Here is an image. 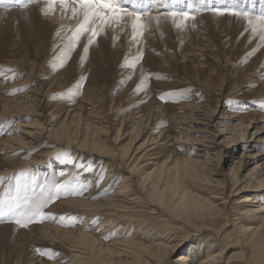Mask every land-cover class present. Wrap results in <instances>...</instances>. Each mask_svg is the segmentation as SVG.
Instances as JSON below:
<instances>
[{"label":"rangeland","instance_id":"1","mask_svg":"<svg viewBox=\"0 0 264 264\" xmlns=\"http://www.w3.org/2000/svg\"><path fill=\"white\" fill-rule=\"evenodd\" d=\"M35 4L0 5V85L8 88L4 97L0 95V113L5 115L3 99L13 100L10 105L22 99L17 116L0 119V137L13 124H24L16 131L31 126L42 129L47 139L31 152L22 150L9 156L12 160H0V171L9 172L0 177V196L15 195L18 180L28 196L40 197L42 190L45 196L55 193L57 184L68 185L69 190H61L45 206L48 215L38 217L27 228L17 226L10 219L0 221V264H51L62 254L65 263L75 254L70 243L54 230L79 229L83 220L65 219L72 216L58 214L51 207L56 200L73 197L78 182L86 185L81 190L85 192L96 178L99 191L108 172L103 170V158L87 159L77 149L87 142L90 146L106 143L122 150L132 139V150L141 147L150 155L144 158L140 170L150 167L149 162L154 160L163 162L168 149H173L177 158L193 159L199 151L206 152L201 160L215 173L211 178L219 184L222 193L215 194L219 196L217 201L226 200L229 209L226 232L235 245L231 253L240 252L252 235L247 230L261 226L260 221L252 217L247 220L241 214L240 199L251 193L233 196L234 182L230 180L235 163H248L238 170L242 181L249 179L255 170L256 174L261 171L264 164V156L249 157L250 153L264 151V43L258 35L253 36L242 19L228 14L217 16L209 11L197 14L195 21L186 22V27L177 28L171 18L164 17L172 9L149 5L151 15L159 16L160 24L157 26L153 21L142 38L133 42L130 23L122 21L105 27L91 45H87V34L82 35L76 47L68 52L70 29L78 22L72 8L64 13L57 7L55 14L45 15L40 11L43 7ZM241 7L258 13L260 0H244ZM192 23L196 24L195 28L191 27ZM138 54H142L141 59L130 67ZM181 91L186 93L185 98L175 95ZM232 110L256 113L242 127L243 131L234 128L226 131L219 122H226L224 117ZM171 115L175 117L177 139L163 145L161 139L169 134ZM239 124L236 121L233 126ZM98 127L105 128V134L98 132ZM68 134L73 147L58 145V136H63L65 144ZM154 143L157 144L149 146ZM247 144L253 146L249 153L245 151ZM68 170L72 175L62 182L63 171ZM21 172L25 173L22 177ZM191 187L194 189V185ZM114 189V185H108L103 191L111 194ZM213 189L207 192V197L212 196ZM139 207L136 211L148 217L150 226L141 236L150 235L152 229L153 237L165 232L186 240L182 248L169 256L173 264H177L183 248L201 241L208 244L205 234L190 236L160 211L151 214L152 206ZM218 222L220 227L228 219L219 218ZM87 225L84 229L95 227V223ZM40 226L46 229L45 236L41 235ZM37 249L51 252L41 255Z\"/></svg>","mask_w":264,"mask_h":264},{"label":"bare ground","instance_id":"2","mask_svg":"<svg viewBox=\"0 0 264 264\" xmlns=\"http://www.w3.org/2000/svg\"><path fill=\"white\" fill-rule=\"evenodd\" d=\"M34 6L44 7V1ZM71 8L72 5H69V9ZM7 90L8 88L0 85L1 96L4 97V91ZM27 99L25 97L24 100ZM21 102L22 99H17L14 105H10L13 100L3 99L2 107L5 115L0 113V119L17 116L20 112ZM228 113L231 114L224 117L226 122L221 121L219 124L224 129L226 128V131L234 128L238 132L243 131L242 127L250 123L256 112L239 113L232 110ZM245 117H249V119L247 120ZM174 119L175 117L171 115L169 134L161 139L163 145L172 138L177 139L176 133H174ZM236 121H239L240 124L233 126ZM22 126L25 125L13 124L10 131H6L0 137V152L6 153H0V160H12L9 156L22 150L27 149L28 152H31L40 147L44 139H47L43 137L42 129L39 131V129L28 125L25 129L16 131ZM104 129L98 127L97 130L105 134ZM120 130L117 132L120 133ZM162 134L163 132L160 136ZM68 135L65 144L62 142L63 136H58V145L62 143L65 148H72L74 143L70 134ZM133 142V139L130 140V143L122 150L105 145L106 143L93 144L91 142L90 146L86 142L79 146L77 150L84 153L87 159L92 156L103 158L105 160L103 170H108V172L103 181V187L99 191L95 186V183L98 182L96 178L92 181L90 189L85 192L81 190L86 185L77 180L78 187L75 188L73 197L54 201L51 209L58 210V214L64 212L75 217L76 221L82 219L83 224L79 229H70L69 231L55 228V233L62 235L63 241L66 240L70 243L75 254L67 257L65 263L62 254L51 264H173L169 256L176 249L182 248L186 240L176 234L173 237L169 236L165 232H158L156 237H153L152 229H150V235L141 236L144 233L143 230L147 227L150 228L147 223L148 217H143L139 215L140 211H136V208H140L141 204L152 206L151 214L160 211L166 218L178 223L190 236L206 235L208 244L201 241L183 248L182 253L176 259L177 264H264V164L260 167L261 171L256 174L255 170V174H251L250 178L248 177L249 179H245V181L238 177V170L246 166L247 162L241 160L242 163H235L231 168L230 180L234 182L233 196L251 193L240 199L241 214L246 219L252 217V219L261 222L260 227L247 230L252 231V235L243 244L241 251L231 253L235 245L226 232L230 217L229 209L226 206V200L222 199V203L217 201L218 195L222 193H219V184L211 178V175L215 174L213 169L201 160L206 152L199 151V154L196 155L197 158L193 159L185 156L177 158L174 156L173 149H168L163 162L154 160L149 162L150 167L140 170L144 158L147 159L150 155H147L148 151H144L145 149H141V147L136 149L133 147L132 150ZM251 147L253 146L247 144L245 151L249 153ZM154 149L156 147L150 151ZM261 156H264V151L250 153L249 157L258 158ZM70 172L69 170L63 171L62 182L69 179L72 175ZM124 172L128 176H124ZM7 174L9 172L0 171V177ZM119 180H121L120 183H118ZM191 184L194 185V189ZM108 185L115 186L111 194H106L103 191ZM211 188H215L213 189L215 192H210L213 193L212 196L207 197V192ZM219 218L228 219V222L219 227ZM194 220H199L200 223L196 224ZM91 223H95L93 229H84L87 228V224ZM39 228L42 232L41 235L45 236L46 229H43L42 226ZM131 230L133 231L129 235ZM34 237L37 239L35 235Z\"/></svg>","mask_w":264,"mask_h":264},{"label":"snow or ice","instance_id":"3","mask_svg":"<svg viewBox=\"0 0 264 264\" xmlns=\"http://www.w3.org/2000/svg\"><path fill=\"white\" fill-rule=\"evenodd\" d=\"M38 2L39 0H0V5L27 7ZM243 2L244 0H44V7L40 11L45 15L55 14L59 7L62 12L66 13L69 10V5H72L73 16L78 17V22L74 29H70L72 35L69 37L67 45L68 52L76 47L82 35L87 34V45H91L105 27L119 25L122 21L126 24L130 23L133 42L142 38L153 21L157 26L160 24L159 16L151 15L149 5H163L165 8L172 9L165 13L164 17L166 20L171 18L177 28L186 27V22L189 20L195 21L196 15L202 11H209L217 16L228 14L246 21L253 36L258 35L259 40L264 43V0H260L259 12L255 14L242 8ZM125 5L131 7H125ZM191 27L195 28L196 24L192 23ZM84 52H88V46L84 47ZM141 56L142 54H138L129 66L138 62ZM79 87L80 85H77V91H79ZM175 95L185 98L186 93L181 91ZM161 98L163 99V97ZM65 155L61 154V156ZM19 175L22 177L25 173L21 172ZM61 190H69V186L57 184L55 193L45 196L42 190L40 197L28 196L24 194L18 180L15 195L6 193L7 199L5 196H0V221L10 219L17 226L27 228L38 217L48 215L44 212L45 206L49 201L57 198ZM65 219L75 222L76 218ZM37 251L41 255L51 252L50 249H37ZM53 255L55 254L53 253Z\"/></svg>","mask_w":264,"mask_h":264}]
</instances>
